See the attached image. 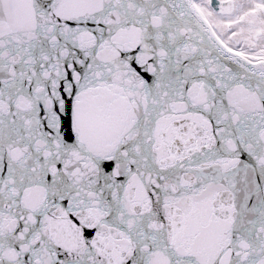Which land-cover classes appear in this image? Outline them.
I'll list each match as a JSON object with an SVG mask.
<instances>
[{"label":"snow or ice","instance_id":"6c2138e0","mask_svg":"<svg viewBox=\"0 0 264 264\" xmlns=\"http://www.w3.org/2000/svg\"><path fill=\"white\" fill-rule=\"evenodd\" d=\"M0 264H264V0H0Z\"/></svg>","mask_w":264,"mask_h":264}]
</instances>
